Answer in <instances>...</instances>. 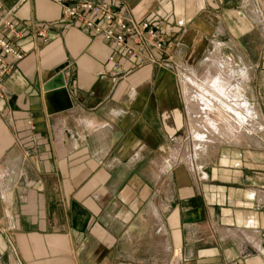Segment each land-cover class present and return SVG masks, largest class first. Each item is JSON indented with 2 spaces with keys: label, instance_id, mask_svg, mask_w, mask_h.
<instances>
[{
  "label": "crops",
  "instance_id": "1",
  "mask_svg": "<svg viewBox=\"0 0 264 264\" xmlns=\"http://www.w3.org/2000/svg\"><path fill=\"white\" fill-rule=\"evenodd\" d=\"M106 1L157 63L0 0L34 28L0 85V264H264V0Z\"/></svg>",
  "mask_w": 264,
  "mask_h": 264
},
{
  "label": "built area",
  "instance_id": "2",
  "mask_svg": "<svg viewBox=\"0 0 264 264\" xmlns=\"http://www.w3.org/2000/svg\"><path fill=\"white\" fill-rule=\"evenodd\" d=\"M52 1L62 5L67 18L80 22L96 35L113 43L125 55L137 58L140 64L157 63L153 52L166 49L164 34L148 20H126L106 0ZM13 10L4 11L0 2V85L2 78L10 71L11 62L24 57L15 41L24 37L25 33L34 31L33 26H20L14 21L11 17ZM38 35L46 39L43 31H39Z\"/></svg>",
  "mask_w": 264,
  "mask_h": 264
},
{
  "label": "water",
  "instance_id": "3",
  "mask_svg": "<svg viewBox=\"0 0 264 264\" xmlns=\"http://www.w3.org/2000/svg\"><path fill=\"white\" fill-rule=\"evenodd\" d=\"M44 90L48 95L60 96V101L62 100V104L60 106L61 110H66L72 107L63 71L58 70L56 74L44 85Z\"/></svg>",
  "mask_w": 264,
  "mask_h": 264
}]
</instances>
